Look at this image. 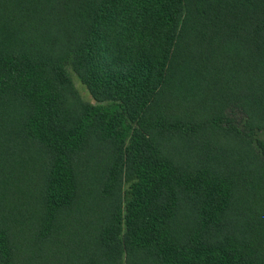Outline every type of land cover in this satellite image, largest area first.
<instances>
[{
  "label": "trees",
  "instance_id": "obj_1",
  "mask_svg": "<svg viewBox=\"0 0 264 264\" xmlns=\"http://www.w3.org/2000/svg\"><path fill=\"white\" fill-rule=\"evenodd\" d=\"M0 264H264V0H0Z\"/></svg>",
  "mask_w": 264,
  "mask_h": 264
},
{
  "label": "rangeland",
  "instance_id": "obj_2",
  "mask_svg": "<svg viewBox=\"0 0 264 264\" xmlns=\"http://www.w3.org/2000/svg\"><path fill=\"white\" fill-rule=\"evenodd\" d=\"M74 85L79 92L81 98L90 104L96 105V101L93 99L92 95L88 91L85 85L82 84V82L79 80V78L72 72L70 71Z\"/></svg>",
  "mask_w": 264,
  "mask_h": 264
}]
</instances>
